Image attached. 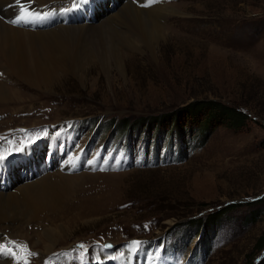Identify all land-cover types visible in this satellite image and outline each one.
Here are the masks:
<instances>
[{
	"label": "rangeland",
	"instance_id": "1",
	"mask_svg": "<svg viewBox=\"0 0 264 264\" xmlns=\"http://www.w3.org/2000/svg\"><path fill=\"white\" fill-rule=\"evenodd\" d=\"M135 1L122 0L120 7ZM72 4L64 0L57 7ZM157 4L176 11L161 21L165 39L155 56L143 51L126 60L123 73L94 64L82 74L60 73L38 88L16 77L3 79L8 89L0 99V132L16 143L18 130L39 133L37 144L54 138L63 143L60 134L53 137L61 130L88 145L80 158L83 169L74 174L80 181L71 202L27 225H7L10 239L37 252L30 264H42L48 255L49 264H91L94 256L124 257L131 249L136 262L157 264H257L264 257V0ZM120 7L99 10L95 20ZM195 100L232 105L249 118L238 129L185 122L183 112L176 116L180 122L164 123L161 131L146 123ZM143 137L158 148L145 149ZM63 144L75 160L71 170L78 165L74 153L84 146L78 139ZM102 149L116 155L115 171L97 170ZM119 158L128 159V169L118 171L124 168ZM226 205L227 217L217 226L199 230L200 221L192 220ZM51 221L66 231L44 255L34 244ZM179 222L186 223L175 228ZM16 227L21 234L12 231ZM105 241L112 247L105 248Z\"/></svg>",
	"mask_w": 264,
	"mask_h": 264
},
{
	"label": "bare ground",
	"instance_id": "2",
	"mask_svg": "<svg viewBox=\"0 0 264 264\" xmlns=\"http://www.w3.org/2000/svg\"><path fill=\"white\" fill-rule=\"evenodd\" d=\"M29 1L21 0V5ZM63 1L33 0V5L36 6L35 12L40 13L44 9L50 12L57 11V5ZM99 1L100 6L90 19L85 17L86 11L80 7L74 10L72 19H57L47 27L31 28L23 26L22 22L11 23L20 11V4L17 5L16 0H0V14L4 16H0V99L7 94L8 88H5L3 80L6 75L8 79L16 77L38 88L48 85L52 77H58L60 73L82 74L94 64L99 65L106 73L112 67L123 73L126 60L130 57L143 51L151 56L156 55V47L165 39L167 32L161 21L165 17H174L173 14L176 13L172 5L156 6L159 0L151 3L149 0H136L132 5L120 7L122 0ZM145 5L148 8L141 9ZM119 7V10L109 16L107 14L103 20H95L99 10L113 12L114 8ZM39 141L29 149L24 148L18 159L9 158L4 172L0 174V224L3 225L0 238H4L7 243L10 240L8 223L24 221L23 224L27 225L40 220V215L45 212L49 216L61 210L64 204L72 201V195L80 181L74 174L58 173L60 168L69 170L75 161L67 157V149L61 139ZM46 149L48 151L44 154ZM50 150L54 163L52 171H46L44 159ZM79 153L80 149L77 148L78 165L82 162L78 157ZM28 165L32 167L27 168ZM33 167L36 170L31 171ZM6 168L16 176V180L12 181L10 189L2 191ZM26 169V179H21L20 173ZM40 174L42 175L39 177ZM50 224L42 228L38 234L39 240L34 244L44 255L55 249L58 238L66 231L56 221H51ZM12 231L21 234L17 227ZM131 253L132 249L124 257L121 253L110 255L111 257L104 253L101 258L94 256L90 262L111 264L113 258L112 264H115L125 258L124 262L131 264ZM10 258L0 257V264H12Z\"/></svg>",
	"mask_w": 264,
	"mask_h": 264
},
{
	"label": "trees",
	"instance_id": "3",
	"mask_svg": "<svg viewBox=\"0 0 264 264\" xmlns=\"http://www.w3.org/2000/svg\"><path fill=\"white\" fill-rule=\"evenodd\" d=\"M180 112H183L182 114L185 115L184 117H182L183 119H185V122L187 120H190V121L200 120L201 123L203 122V124L207 123V126H218V125L223 124V125H228L232 129L240 128L241 125H243L249 118L248 115L244 111L236 108L235 106L225 105L223 103H220L214 100H195L187 104V107L182 108L181 110H179V112L176 111V114L167 113V114L160 115L158 117H155V116L149 117L146 120V123L150 122L156 125L153 131H161V130H164L165 128L164 126H162V124L164 123L171 121V123L173 124H170V125H174L180 122L181 118L179 119L176 118V116H179ZM229 209L230 207L226 205L222 208H219L218 210L210 212L204 218H198V219H192V220L196 223H199L200 221L201 224H199V227H198L199 230L202 229L204 225H207L208 228L212 226L214 227V226H217L221 222L222 219H225L227 217L225 214ZM189 220H187L186 222H192L191 219ZM186 222H183V223L179 222V224L176 225L175 228L184 226ZM262 259L257 264H263L264 257Z\"/></svg>",
	"mask_w": 264,
	"mask_h": 264
},
{
	"label": "snow or ice",
	"instance_id": "4",
	"mask_svg": "<svg viewBox=\"0 0 264 264\" xmlns=\"http://www.w3.org/2000/svg\"><path fill=\"white\" fill-rule=\"evenodd\" d=\"M89 0H73V4L71 8H62L60 11L62 13H68L70 11H74L87 4ZM149 2H153V0H149ZM17 5L21 3V0H16ZM147 6V5H145ZM53 15L52 12L40 14L38 12H33L28 8L21 7L19 14L16 16L14 20L11 21L13 24L29 23L32 20H42L46 19L48 16ZM36 139H39V133L35 134ZM30 143H34L35 140L29 138ZM26 145L22 142L21 146L15 148L16 152H21L24 150ZM11 153H9L10 155ZM7 157L0 152V164H3L6 161ZM140 242L133 241L131 246L138 247ZM130 246V247H131ZM79 248H84V245H78ZM105 248L112 247L111 245H104ZM37 255L36 253L30 252L27 245L21 244L16 241H9L6 244H0V257L9 256L12 258L14 264H30V258L32 256ZM81 264H83V260L81 259Z\"/></svg>",
	"mask_w": 264,
	"mask_h": 264
}]
</instances>
